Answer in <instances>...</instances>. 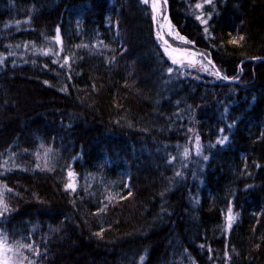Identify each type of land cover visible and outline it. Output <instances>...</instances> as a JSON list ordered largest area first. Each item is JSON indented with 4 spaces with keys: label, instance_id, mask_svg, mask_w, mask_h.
<instances>
[{
    "label": "trees",
    "instance_id": "1",
    "mask_svg": "<svg viewBox=\"0 0 264 264\" xmlns=\"http://www.w3.org/2000/svg\"><path fill=\"white\" fill-rule=\"evenodd\" d=\"M30 1L51 8L50 22L68 17L62 7L71 0ZM75 1L85 17L83 40L105 48L99 66L80 68L77 45L63 27V44L54 30L47 45L36 39L25 53L10 51L20 31L4 23L0 9V52H9L0 54V193L10 209L0 217V232L25 238L24 244L29 237L41 264H161L181 255L211 264L204 259L210 254H217L214 264H264V0H216L215 6L188 0L203 8L179 24L187 44L225 76L240 77L238 83L182 67L169 74L152 9H136V0ZM201 12L211 15L207 25L196 19ZM171 17L177 23L181 16L171 10ZM119 38L130 51L118 53L121 46L107 55ZM63 57L68 64L57 72L53 61ZM193 79L210 85L200 93L185 84ZM182 88L175 114L168 100ZM46 149L53 171L37 167ZM182 151L187 157L180 160ZM69 169L74 193L64 187ZM225 207V223L229 208L236 221L216 232L213 223Z\"/></svg>",
    "mask_w": 264,
    "mask_h": 264
},
{
    "label": "bare ground",
    "instance_id": "2",
    "mask_svg": "<svg viewBox=\"0 0 264 264\" xmlns=\"http://www.w3.org/2000/svg\"><path fill=\"white\" fill-rule=\"evenodd\" d=\"M0 1L3 3V4L0 3V9L3 10V17L2 18L4 19V23L5 24L14 23V25L16 26V30L20 31L18 34V37L12 35L13 37L16 38L15 40H17V44L13 45L11 47L10 51L12 50L14 53H17V54L22 53V51H23V53H25V51L28 49L29 46L33 47L32 42L35 41L36 39H39L42 44L47 45L48 41L45 38L50 36L54 32V30L55 31L57 30V28L60 29L63 27V28L68 29V33H67L68 35L71 32V37L68 38V36L66 35L67 36L66 39L67 40L69 39V42L71 44L73 43L74 45H77V46H73V47L76 48V51L78 53V55H77L78 63L83 61V64L80 65V68L81 67L87 68L89 66L93 67L94 64L99 66V61L101 59L99 57V54L101 53V49L103 48V50H104L105 48L101 47L102 45L95 47L96 44L91 39L90 40H86V39L83 40L84 36H82V35H83L84 30L82 29V24L85 21V17H81L79 15V10L75 5V3H76L75 0H71L70 5H72V7L69 4H68V6H67V4H65L64 7L61 6L64 9L65 13L68 14L67 15L68 17H64V19H61V20L58 19L57 21H54L55 20L54 19L53 20L54 22L49 21L48 15H49V12L51 11V8L45 7V5H35L30 0H20V3L16 6H14L12 3L11 4L9 3L10 0H5V1L0 0ZM160 1L163 3V0H160ZM202 2H204V0ZM215 2H216V0H213L212 6L216 5ZM108 6L111 9L114 6V4L112 2H110L108 4ZM195 6H196L195 4L189 2L188 0H168L166 6L164 5V3L161 5V9H162L161 19H162L163 15H167L168 20L174 26L175 31L178 32L181 36H183V31H182V28L179 27L180 26L179 24H181V23L183 24L185 22V20L188 19L192 15V13L196 9ZM135 7H136V9H142V10L145 9V11L147 9L149 11L151 8V5H150V3L147 5L144 4L142 2V0H136ZM171 10L172 11L174 10V13H177L179 11V14L181 17L179 18L180 20L179 19L177 20L178 21L177 23L172 21ZM18 23H20V24H18ZM156 28L159 31L158 24H156ZM117 29H118L117 34L120 35L121 34L120 26H118ZM102 30L107 35L108 32H110V30H111V26L106 24V27ZM96 37L97 38L99 37L98 34H96ZM165 39H168L169 43L173 47L180 48L183 50H192V51L194 50L196 52H199L197 50V48H195V46L192 44L183 43V45H180V44L178 45V43L180 41L177 40L178 41V43H177L175 40L172 39V37L168 36L167 34H165ZM180 43H182V42H180ZM20 44H22L23 49H22V47H20ZM42 44H41V46H42ZM117 45L118 46H115L114 43L112 42V47H110L107 55L115 53L116 51H118L121 48V46L124 49L122 48V50H119L118 53L123 51V53L125 54L124 50L126 51V53L128 51H130L129 45H126L124 43V40H121V38H119V42ZM157 46L159 47L160 51H162L161 53H163V55H165L163 48L161 47L160 41L157 44ZM30 50H33V49H30ZM3 53L5 54L6 51L0 52V54H3ZM8 54H9V52H7L5 55H8ZM102 57H103V55H102ZM65 58L66 57H63V61ZM202 58H204V60L206 62H207V59H211V57L209 58L206 55H203ZM67 59L69 61L68 57H67ZM102 59H105V58H102ZM211 61L215 65V70H218L220 73V76L223 77L222 73L224 71V68H222V69L219 68L214 63V61L212 59H211ZM56 63L58 65L57 66V72H59V71L64 72L65 69L63 67H61V64H63V62L58 60ZM170 65L172 66L171 68L173 69V71L178 70L180 68V66L174 65V64H172V62ZM44 66L46 67L45 64H44ZM50 66H52V65L50 64ZM50 66L48 67L50 69V70H48V72L56 71V69H51ZM54 66H56V65H54ZM185 69H187V68H185ZM44 73H45V71L42 72L43 75H44ZM35 74H38V73L36 72ZM48 78H50V77H48ZM239 78L240 77L231 75L230 77H228V79L231 81L229 83H238ZM67 79L71 80L73 78L70 74H68ZM219 79L222 80L223 78H218V80ZM44 83H47V82H44ZM185 84L188 86V88H195L197 90H200V93H202L203 91H205V88H207V86L210 85V82L202 83L201 81L199 82L198 80L193 79V80H191V82H187ZM184 90H186V89L182 88L181 90L176 91L175 92L177 94L176 96H174L170 100L167 99L168 101H171V103H172L170 106V111L172 110L173 112H175V114L180 112L181 105L178 102V99H179V97L182 96V93ZM184 93H185V91H184ZM60 133L64 134L62 132H60ZM66 137H68V135H66ZM32 142L37 147V143H35V140H32L31 143L28 140L25 141V143H29L31 146H32ZM157 150H158L157 151L158 154L162 153V148L158 147ZM182 154H183V151L181 152V155L180 154L178 155V159H180V160L182 159V157H183ZM166 161L169 162V158H167ZM194 169L198 172L200 170V165H199V163H197V161L195 162ZM128 190L130 191V190H132V188L128 187ZM17 191H18L19 196L23 197L24 192L21 191L20 188H18ZM183 195L185 196V192L183 193ZM182 199H184V198H182ZM188 199L194 200V199H196V197L194 195H189ZM184 201L186 202V199H184ZM210 204L214 205L215 203L213 201H211ZM226 209H227V207H225L223 209V211H220V215L218 216V219L216 221H214V220L211 221L212 223L214 221L213 229L216 232H224L225 231L224 216H225ZM21 218H23V216H21ZM250 221H251V219H250ZM188 243L190 246H192L194 241L189 240ZM200 243L201 242H195L194 246L197 245L198 249L203 250L204 248L201 247L202 245ZM208 246L209 245H207V248H208ZM234 248L237 249L235 245H234ZM144 256L145 255H143V257ZM183 257L184 256H182V255L179 257L174 256V257H171V259L169 261L163 260V262H161V264H177V263H179V264H191L192 259H190L188 257L187 260H184ZM204 259H206L208 263H209V261H211V264H214V261L217 259V254L207 255ZM139 261H140V257L137 258V262H139ZM218 262H219V260H218Z\"/></svg>",
    "mask_w": 264,
    "mask_h": 264
},
{
    "label": "snow or ice",
    "instance_id": "3",
    "mask_svg": "<svg viewBox=\"0 0 264 264\" xmlns=\"http://www.w3.org/2000/svg\"><path fill=\"white\" fill-rule=\"evenodd\" d=\"M144 4L151 5L152 9V20L154 23L158 24L159 31L157 32V40L161 42V47L163 48V51L165 55L169 57L172 64L174 65H180L181 67L184 66L185 60H187V63L189 66H194L195 63H199L200 69L207 72L209 75H216L217 78H223L227 79V77H221L218 70H215V65L212 63L211 59H207V64H204L203 61H194L193 59H190V57L195 56L194 53H189L187 50H183L180 48L173 47L168 39H165V26L167 27V35L172 37L173 40H178L182 43H190V41L186 40L183 36H181L178 32L175 31L174 26L171 24V22L168 20L167 15H162V9H161V2L160 0H142ZM164 5L166 6L167 0H163ZM205 4L213 5V0H204ZM197 9H202L203 4H196L195 6ZM196 19L200 20V22L204 25L208 24L209 19H211V15L209 14L207 18H204L203 12L196 15ZM205 33H208V28H204ZM244 39L243 36L239 37V40L233 39L231 43L238 44L240 41ZM55 42L57 44H62L61 37H60V30L57 28L56 30V37ZM51 52V49L49 51H42V55H49ZM58 55V54H57ZM4 58H0V64H3ZM57 61H53V63H56ZM68 64V59L65 58L63 64H61V67H64V65ZM211 66V67H209ZM173 72L172 68L168 69V73L171 74ZM66 91V89H63ZM227 140V137H224L221 140H218L217 143L223 144ZM197 149L199 150V137H197ZM51 149H46L44 153V164L43 167H41L39 164L37 167L41 171H53L54 167L51 165L50 160L48 159V155L51 152ZM185 157H187V151H185ZM207 159V157H205ZM7 163V162H6ZM68 180L65 183V191H70L72 193L76 192V182H75V173L69 169L68 171ZM177 175L179 176L180 173L178 172ZM5 191L10 192L11 189H8L7 186H4ZM128 195H131V192L128 193ZM114 199V197H109V201ZM105 209H101L103 212ZM10 211L8 204L6 202V198L4 197L3 193H0V217H3L6 213ZM226 223H225V230H231L233 224L236 221V215L233 214L232 209H228V213L226 216ZM97 236H101L102 233L98 232L96 233ZM203 247V245L201 246ZM27 250V252L31 253L32 256L39 257L41 255L38 248H36L33 244H24L19 241L10 242L9 237L6 233L0 232V264H24L25 261H27V264H36V261L31 259L29 256L24 254L23 250ZM11 254V255H10ZM143 257H141V262H143Z\"/></svg>",
    "mask_w": 264,
    "mask_h": 264
},
{
    "label": "rangeland",
    "instance_id": "4",
    "mask_svg": "<svg viewBox=\"0 0 264 264\" xmlns=\"http://www.w3.org/2000/svg\"><path fill=\"white\" fill-rule=\"evenodd\" d=\"M161 2V1H160ZM163 3L161 2V5H162ZM165 34H167V27L165 26ZM177 43H178V41L177 40H175ZM183 45V43H178V45ZM201 53V52H200ZM202 54V53H201ZM166 57H167V59L169 60V61H171L170 59H169V57L167 56V55H165ZM190 59H193L194 61H203V63L204 64H207V62L204 60V58H202V57H200V56H193V57H190ZM260 60H264V59H260ZM178 66H180V65H178ZM181 67V66H180ZM210 67V66H209ZM183 68L185 69V68H187V69H189L190 71H192V72H195V73H201V74H208L207 72H205V71H203L202 69H200V65H199V63H195L194 64V66H189L188 65V63H187V60H185V62H184V66H183ZM241 72V71H240ZM223 77H227V76H225L226 74H225V71H223ZM238 77V76H237ZM222 80H224V82H231L229 79H228V77H227V79H222ZM235 80V79H234ZM191 147H193V146H189L188 147V149L189 148H191ZM183 154H185L184 152H183ZM191 176V175H190ZM92 182L93 181H91V184H92ZM100 182V181H99ZM102 187H104V186H102ZM110 190H112V191H114V190H116V189H119L120 190V187L121 186H118L117 188H112L111 186H107ZM111 187V188H110ZM97 191L101 194V187H100V185H98L97 186ZM95 194V193H94ZM24 223L27 225L28 223H27V221L25 220L24 221ZM36 223V222H35ZM27 228H29V226H27ZM28 239H27V244H29V243H31L32 241H30L29 240V237H27ZM23 240L24 241H26V239L25 238H23ZM23 240H20V239H16V238H13V237H11V239H10V242H15V241H19V242H22ZM34 240V239H33ZM23 243V242H22ZM32 244V243H31ZM24 251V254L25 255H27V254H30L29 252H27V250L25 249V250H23ZM31 259H33V260H35V258L33 257V256H31L30 257ZM36 264H41V261L37 258L36 260ZM24 264H27V261H25L24 262Z\"/></svg>",
    "mask_w": 264,
    "mask_h": 264
},
{
    "label": "water",
    "instance_id": "5",
    "mask_svg": "<svg viewBox=\"0 0 264 264\" xmlns=\"http://www.w3.org/2000/svg\"><path fill=\"white\" fill-rule=\"evenodd\" d=\"M187 52L194 53V54H196L197 56H200V57L203 56L200 52H196L194 50L193 51L192 50H187Z\"/></svg>",
    "mask_w": 264,
    "mask_h": 264
}]
</instances>
